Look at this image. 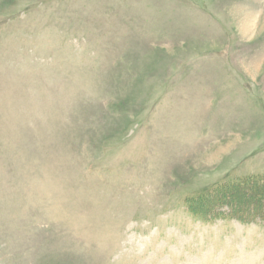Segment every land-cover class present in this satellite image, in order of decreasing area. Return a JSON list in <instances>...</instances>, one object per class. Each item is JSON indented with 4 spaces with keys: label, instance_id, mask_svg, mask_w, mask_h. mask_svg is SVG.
Masks as SVG:
<instances>
[{
    "label": "rangeland",
    "instance_id": "obj_1",
    "mask_svg": "<svg viewBox=\"0 0 264 264\" xmlns=\"http://www.w3.org/2000/svg\"><path fill=\"white\" fill-rule=\"evenodd\" d=\"M262 180L264 0H0V264H264Z\"/></svg>",
    "mask_w": 264,
    "mask_h": 264
},
{
    "label": "trees",
    "instance_id": "obj_2",
    "mask_svg": "<svg viewBox=\"0 0 264 264\" xmlns=\"http://www.w3.org/2000/svg\"><path fill=\"white\" fill-rule=\"evenodd\" d=\"M262 181H264V180H262ZM257 182H258V184L260 183V181L259 180H257ZM238 186H243V183L242 182H240L239 184H237ZM237 185H235V186H233V187H230V188H233L234 190L237 188ZM231 190V191H233L234 193H235V191L234 190ZM229 197V198H228ZM241 197H239V198H237L236 196H234L232 193H229V195L227 196V199L226 200H224V202H228V205L229 206H231V212L230 213H232L235 217H237V219H239V220H241V221H246L245 220V218H247L249 215H251V216H255V217H258V216H260V214L261 215H263L264 216V214L262 213V212H259L260 210V207H262V204H261V201L259 200L257 203H252V206L250 207V208H247L246 206H245V204H244V202L243 201H245V199H243V198H241ZM204 200V202L205 203H207V201H206V198H204L203 199ZM212 202V201H211ZM221 203L222 202V200L220 199V198H218V200L217 201H215V202H213V203ZM213 203H211L212 205H213ZM207 206V205H206ZM233 206V207H232ZM251 210H253L252 211V213L253 214H251L250 213V211ZM195 213H197V214H199L200 216H202V217H205L206 215H204V214H202L201 213V211L199 212V211H197L196 209H195V211H194ZM246 213V215L247 216H245L243 213Z\"/></svg>",
    "mask_w": 264,
    "mask_h": 264
}]
</instances>
